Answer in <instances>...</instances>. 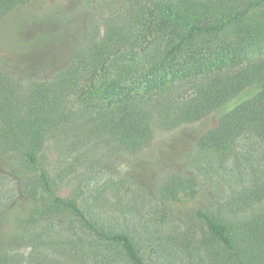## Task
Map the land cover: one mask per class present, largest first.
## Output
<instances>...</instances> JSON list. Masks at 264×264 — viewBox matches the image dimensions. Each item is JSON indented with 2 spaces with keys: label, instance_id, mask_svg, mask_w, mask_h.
Returning <instances> with one entry per match:
<instances>
[{
  "label": "trees",
  "instance_id": "1",
  "mask_svg": "<svg viewBox=\"0 0 264 264\" xmlns=\"http://www.w3.org/2000/svg\"><path fill=\"white\" fill-rule=\"evenodd\" d=\"M105 3L103 32L91 28L51 78L24 83L0 68V144L15 153L17 162L9 164L28 198L29 228L20 239L32 246L30 258L38 264L56 222L73 235L67 241L76 243V264H176L154 241L146 253L131 226L104 219L101 196L86 179L61 195L41 156L50 139L70 140V147L75 136L137 155L151 144L155 125L211 121L196 141L195 159L226 193L193 208L190 225L201 222L203 232L183 239L182 255L188 264H264V169L243 143H264V0ZM60 6V0H0L1 48L10 52L3 43L8 24L16 23L13 36L28 22L56 19ZM156 196L170 212L200 191L194 175L173 171ZM11 259L0 248V264Z\"/></svg>",
  "mask_w": 264,
  "mask_h": 264
},
{
  "label": "rangeland",
  "instance_id": "2",
  "mask_svg": "<svg viewBox=\"0 0 264 264\" xmlns=\"http://www.w3.org/2000/svg\"><path fill=\"white\" fill-rule=\"evenodd\" d=\"M60 3L57 18L52 21L28 22L13 36L15 22L3 28V32H7L3 34L7 39L3 43L10 52L5 53L0 46V68L24 83L31 79L47 80L69 63L72 48L86 39L91 28L95 35L103 32L104 18L110 11L105 0H60ZM206 124L212 123H184L172 129L155 125L151 144L137 155L116 153L105 140L94 142L92 136H75L70 147V140L53 138L42 152L41 161L61 195L69 196L76 183L86 179L90 191L101 196L104 219L116 225L131 226L141 238L145 252H153V243L150 242L154 241L161 254L165 251L176 264H188L187 256L182 255L185 246L182 241L185 237L199 238L203 232L201 222L194 221L190 225L193 208L211 198L218 199L222 190L223 194L226 193L207 180L202 166L195 159L196 141ZM243 143L252 163L263 170L264 143L257 140ZM78 151H81L80 157ZM16 162L15 153L12 150L4 153L0 144V248L8 249L14 256L9 264H36L30 258H34L30 252L32 246L20 239L29 228L25 226L29 202L19 188V176L12 168ZM173 171L194 175L200 198L186 200L168 212L160 206L156 190ZM44 222L41 221L40 225ZM51 227L54 231L45 234L51 235V244L44 248L41 257H37V263L76 264V243L67 241L73 239V235L64 232L56 222ZM160 241H164L163 246L158 245Z\"/></svg>",
  "mask_w": 264,
  "mask_h": 264
}]
</instances>
